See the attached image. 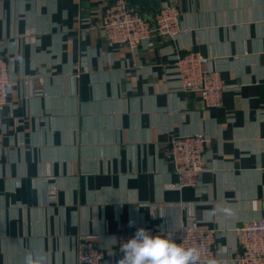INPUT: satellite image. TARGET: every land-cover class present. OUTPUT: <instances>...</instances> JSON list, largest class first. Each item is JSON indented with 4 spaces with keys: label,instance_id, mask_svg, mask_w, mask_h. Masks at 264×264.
Here are the masks:
<instances>
[{
    "label": "crops",
    "instance_id": "1",
    "mask_svg": "<svg viewBox=\"0 0 264 264\" xmlns=\"http://www.w3.org/2000/svg\"><path fill=\"white\" fill-rule=\"evenodd\" d=\"M113 1L0 0L15 82L0 113V264L29 250L78 264L83 235L108 251L138 225L192 222L217 231V264H238L233 230L264 207V0H127L147 18L176 5L190 31L134 50L80 25ZM189 50L233 86L216 108L168 89L170 55ZM195 133L209 139L205 171L177 188L168 142Z\"/></svg>",
    "mask_w": 264,
    "mask_h": 264
},
{
    "label": "built area",
    "instance_id": "2",
    "mask_svg": "<svg viewBox=\"0 0 264 264\" xmlns=\"http://www.w3.org/2000/svg\"><path fill=\"white\" fill-rule=\"evenodd\" d=\"M97 15L96 23L90 18H82L80 25L85 26L86 30H99L108 47L123 45L134 50L141 43L151 47L154 37L175 40L190 33L189 29L182 26L180 11L173 4L160 5L152 18H147L138 6L130 5L127 0H114L97 11ZM168 61L164 71L169 91L195 92L206 108L218 107L222 94L233 88L222 80L219 72L212 67L210 59L199 52L189 50L174 53ZM10 63V58L0 56V113L9 104L11 88L15 83L10 78ZM208 142L209 139L200 133L171 137L167 155L177 177V188L198 187L200 175L205 171ZM138 227L146 228L153 236L173 235L176 243L199 250L200 264H210L213 261L217 264L219 251L214 248L217 231L213 229L202 228L195 222L179 225L174 229L148 224ZM233 231L236 238V245L232 250L233 260L238 264H264V207L259 218L237 226ZM134 232L119 235L114 248L108 251L98 246L99 236L96 234L79 237L76 244L77 263H117L122 256L120 245L131 238Z\"/></svg>",
    "mask_w": 264,
    "mask_h": 264
},
{
    "label": "clouds",
    "instance_id": "3",
    "mask_svg": "<svg viewBox=\"0 0 264 264\" xmlns=\"http://www.w3.org/2000/svg\"><path fill=\"white\" fill-rule=\"evenodd\" d=\"M221 211L232 214L231 209ZM129 227L135 222L130 220ZM122 256L117 264H200V252L196 247L176 243L173 235H155L144 227L136 228L133 236L120 245ZM23 264H46L45 255L39 250H29ZM215 264V262H210Z\"/></svg>",
    "mask_w": 264,
    "mask_h": 264
}]
</instances>
